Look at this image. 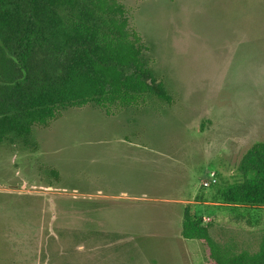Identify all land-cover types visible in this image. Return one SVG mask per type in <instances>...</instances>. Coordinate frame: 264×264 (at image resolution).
Returning a JSON list of instances; mask_svg holds the SVG:
<instances>
[{
	"label": "rangeland",
	"instance_id": "rangeland-1",
	"mask_svg": "<svg viewBox=\"0 0 264 264\" xmlns=\"http://www.w3.org/2000/svg\"><path fill=\"white\" fill-rule=\"evenodd\" d=\"M124 1L172 101L68 107L33 144L1 143L0 264H203L188 204L215 240L259 249L264 207L238 222L221 191L264 141V0Z\"/></svg>",
	"mask_w": 264,
	"mask_h": 264
},
{
	"label": "trees",
	"instance_id": "trees-1",
	"mask_svg": "<svg viewBox=\"0 0 264 264\" xmlns=\"http://www.w3.org/2000/svg\"><path fill=\"white\" fill-rule=\"evenodd\" d=\"M124 0H0V144H33L36 125L48 126L68 107L95 104L107 114L171 93L153 69L150 47L132 25ZM240 179L223 187L227 205L252 226L250 210L264 207V141L242 156ZM182 236L203 245V264H264L210 234L193 205L185 207Z\"/></svg>",
	"mask_w": 264,
	"mask_h": 264
},
{
	"label": "built area",
	"instance_id": "built-area-1",
	"mask_svg": "<svg viewBox=\"0 0 264 264\" xmlns=\"http://www.w3.org/2000/svg\"><path fill=\"white\" fill-rule=\"evenodd\" d=\"M210 175H211L212 179H211V181H205V182H204V184H205L206 186H209V185L214 184V183L217 182L216 172H215V171H211V172H210Z\"/></svg>",
	"mask_w": 264,
	"mask_h": 264
}]
</instances>
